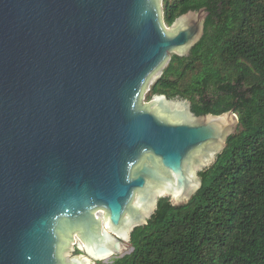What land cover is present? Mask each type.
Returning a JSON list of instances; mask_svg holds the SVG:
<instances>
[{"label":"water","instance_id":"95a60500","mask_svg":"<svg viewBox=\"0 0 264 264\" xmlns=\"http://www.w3.org/2000/svg\"><path fill=\"white\" fill-rule=\"evenodd\" d=\"M208 13L167 28L161 0H0V264H90L69 257L74 243L117 253L111 232L128 241L159 197L182 204L201 187L195 171L237 113L142 99Z\"/></svg>","mask_w":264,"mask_h":264},{"label":"trees","instance_id":"16d2710c","mask_svg":"<svg viewBox=\"0 0 264 264\" xmlns=\"http://www.w3.org/2000/svg\"><path fill=\"white\" fill-rule=\"evenodd\" d=\"M201 8V38L171 55L146 99L179 96L197 116L234 109L236 131L191 198L160 197L111 264H264V0H163V20Z\"/></svg>","mask_w":264,"mask_h":264},{"label":"rangeland","instance_id":"374dc122","mask_svg":"<svg viewBox=\"0 0 264 264\" xmlns=\"http://www.w3.org/2000/svg\"><path fill=\"white\" fill-rule=\"evenodd\" d=\"M161 7H162V10H163V0H161ZM166 26H167V28H169V26L166 24ZM172 54H177V52L174 50V51H171L170 53H169V56L171 57V55ZM185 54H187V53H185ZM183 55V54H182ZM169 57V58H170ZM161 73H162V71H161ZM161 73L158 75V77L161 75ZM157 77V78H158ZM156 78V79H157ZM155 79V80H156ZM154 80V81H155ZM153 81V82H154ZM152 82V83H153ZM151 83V84H152ZM151 84H150V86H151ZM150 86L146 89V91L144 92V94H143V99H142V101L144 102V103H147V102H149V100L153 97H151L150 99H146V93H147V91L149 90V88H150ZM167 100L168 101H171V102H174V103H184V98H181V97H179V96H174V97H171V98H168L167 97ZM208 167V166H207ZM201 170H203V169H197L196 171H195V175H197L198 176V178L200 177L199 176V172L201 171ZM168 195H165V196H161V197H167ZM169 197V199H170V201H171V197L170 196H168ZM160 198V197H159ZM159 198H158V200H159ZM156 206H157V204H156ZM156 208V207H155ZM155 208H154V210L150 213V215H149V217L148 218H150V216L152 215V213L155 211ZM147 218V219H148ZM122 243L125 245V249H123V250H121V251H119V252H117V253H115L114 252V255L113 256H111V257H109L107 260L108 261H111V259H113V258H115V257H117V256H119V255H123V254H125V253H128V252H130L131 250H132V246L130 245V243H129V240L128 241H126V240H123L122 241ZM73 247H74V251L71 253V254H69V257H72V256H75V255H77V254H83V255H85L86 257H88V255H87V253L83 250H80L79 248H78V246L77 247H75L74 245H73Z\"/></svg>","mask_w":264,"mask_h":264},{"label":"flooded vegetation","instance_id":"af4514ba","mask_svg":"<svg viewBox=\"0 0 264 264\" xmlns=\"http://www.w3.org/2000/svg\"><path fill=\"white\" fill-rule=\"evenodd\" d=\"M111 234H112V236H113V238H115L116 240L118 239L119 241H121V244H122V241L124 240V239H122V238H119L115 233H113V232H111ZM113 244V243H112ZM111 244V245H112ZM75 247H77L76 246V244L74 243L73 244ZM113 248V247H112ZM126 247L124 246L123 247V249H125ZM121 249H122V245H121ZM120 249V250H121ZM119 250V251H120ZM89 256L87 257L88 259H89V261H90V264H111L112 262H113V260H114V258L113 259H111V261H108L107 259L109 258V257H111V256H113L114 254H112V255H110V256H107V257H103V258H98V257H94V256H92V255H90V254H88ZM124 255V254H123ZM119 256H122V255H119ZM118 257V256H117ZM116 258V257H115Z\"/></svg>","mask_w":264,"mask_h":264}]
</instances>
